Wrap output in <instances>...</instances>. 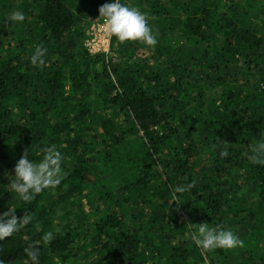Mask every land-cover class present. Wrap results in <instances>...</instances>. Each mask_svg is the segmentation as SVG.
<instances>
[{"label":"trees","instance_id":"16d2710c","mask_svg":"<svg viewBox=\"0 0 264 264\" xmlns=\"http://www.w3.org/2000/svg\"><path fill=\"white\" fill-rule=\"evenodd\" d=\"M2 2L0 212L29 222L0 240V261L26 264L23 249L34 244L38 264L48 248L69 259L72 245L75 258L88 246L106 264H142L155 249L147 234L164 222L166 263L209 254V264H264V0H122L145 15L157 43L110 37L97 55L84 40L110 0ZM14 11L25 16L18 30L7 19ZM37 45L47 49L39 68L29 62ZM49 145L63 179L19 200L9 184L16 162L28 151L38 161ZM68 209L65 236L43 241L37 225L52 216L39 214ZM201 223L242 245L198 248L190 236Z\"/></svg>","mask_w":264,"mask_h":264},{"label":"clouds","instance_id":"9594fccd","mask_svg":"<svg viewBox=\"0 0 264 264\" xmlns=\"http://www.w3.org/2000/svg\"><path fill=\"white\" fill-rule=\"evenodd\" d=\"M99 17L103 18L104 28L109 37H115L118 42L137 41L144 45L154 47L157 43L156 37L147 23L145 15L134 7L125 5L122 0H110L98 8ZM10 22L20 23L24 21L25 16L20 11H14L7 17ZM47 49L37 45L35 51L29 58V62L34 67H41L45 61L43 59ZM264 148V144L260 145ZM221 157H226L228 151L221 150ZM29 157V151L20 156L14 166V179L9 182L11 189L17 194L19 200L30 201L35 194L43 190L55 188L60 184L64 177L62 168V155L55 146L49 145L42 149V158L33 161ZM252 159L253 163L259 162ZM188 186H178L173 191H186ZM29 222L28 216L17 218L14 210L0 212V240L11 236L18 231L19 227ZM51 233H45L43 241L51 239ZM190 239L194 244L203 250L210 249H231L242 245V241L228 229L219 225L208 227L204 223L199 224L196 231L191 233ZM27 261L30 264H38L39 249L34 244H29L23 249ZM3 264V261H0Z\"/></svg>","mask_w":264,"mask_h":264},{"label":"rangeland","instance_id":"374dc122","mask_svg":"<svg viewBox=\"0 0 264 264\" xmlns=\"http://www.w3.org/2000/svg\"><path fill=\"white\" fill-rule=\"evenodd\" d=\"M8 4H10L7 9L10 8V6H15L18 3V0H6ZM3 5V2L0 3V8ZM1 19L2 16L0 15V28L1 25ZM12 30H18V23L16 22H10ZM109 43H110V37L107 35L106 30L104 28V21L100 20L99 18H93L91 20V26L89 29V34L87 35V38L84 40V48L88 53L91 55H97L102 53H107L109 50ZM17 42L11 45L9 48L10 52L18 53V47ZM139 53L142 51L139 50ZM149 56L147 55V58ZM116 62H121V60H117ZM156 65V64H155ZM154 65V67H155ZM16 147V146H15ZM12 176H14V170L11 172ZM13 178V177H12ZM14 179V178H13ZM245 195V194H244ZM48 197L50 199H54L55 196L49 194ZM47 213L39 214L38 219L45 216V221H48V218L52 216V220L49 221V223H46V226L40 227V224L37 225V230L42 231L45 233H51L52 235L56 236H65L66 232L69 230V218H74L75 213L73 211H52V213H49V216L47 217ZM47 217V218H46ZM194 221H197V217H193ZM164 222H160L158 226L155 227V231L147 234V239L150 241V245L155 248L152 251L145 248L144 252V259L141 261L142 264H170L166 263V261L169 260L171 257L170 254V247L168 246V242L166 241V237L164 236V231L167 226L163 225ZM172 226V223H171ZM146 225L144 224L143 229H146ZM264 236V234H263ZM81 238V239H80ZM80 241L84 239V237H80ZM61 241V240H60ZM62 243V241L60 242ZM246 246L250 245L247 241L244 243ZM63 245V243H62ZM75 248H77V245L70 246L69 249H72L70 251V258L65 259L63 256L67 251L63 252H52L47 250L46 256H45V264H106L101 260V257L97 251L92 249L91 247L84 246L79 251V258H75ZM210 258L209 254H203V259L198 262V264H209ZM18 264V263H15ZM24 264V263H20Z\"/></svg>","mask_w":264,"mask_h":264}]
</instances>
